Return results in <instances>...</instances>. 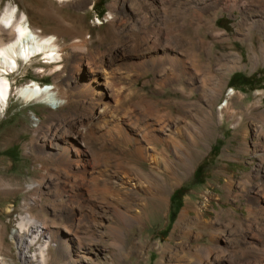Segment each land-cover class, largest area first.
Segmentation results:
<instances>
[{
	"label": "rangeland",
	"instance_id": "1",
	"mask_svg": "<svg viewBox=\"0 0 264 264\" xmlns=\"http://www.w3.org/2000/svg\"><path fill=\"white\" fill-rule=\"evenodd\" d=\"M87 1L0 0V12L7 4L16 5L18 11L25 12L28 19L44 31L64 35L67 29L73 28L88 36L91 44L82 55L86 58L93 56L90 64L106 69L117 96L116 105L108 104L102 112V116L106 117L103 119L105 122L97 120V130L93 131V136L87 137L89 153L99 158L96 163H91L90 155L76 156V149H73L67 157L69 164L61 167L56 164L59 152L56 145L60 137L53 133L52 128L56 127L59 134L64 135L73 123L97 113L92 100L80 95L88 70L85 76H77L75 80L66 73L56 77L39 59L38 64L31 67L26 65L17 74L15 72L7 77L11 91L5 112L0 113V264H22L18 245L12 236L25 214L37 221L36 225H29L24 232L28 235L26 244L33 237L30 232L33 234L37 227L42 230L41 224L53 231L50 239L47 235L40 236L37 244L32 242L28 246V257L38 254L39 249L46 246L49 257L62 264L60 244L66 238L77 235L85 250L79 253L80 258H76L73 264H113V258L116 264H158L160 255L155 249L165 248L174 235L178 236L175 231L178 219L192 204L209 222H215L217 229L231 231L233 237L230 243L221 236H217L215 241L210 238V231L205 229L200 239L194 232L189 234L185 246L190 249L195 245L224 246V259L228 264H264V0H222L216 7L202 12L191 3L189 7L195 13L190 14L185 24L176 18V22L171 20L166 25L161 15L152 17L149 14L141 0ZM160 1L166 5L171 2ZM177 1H181V6L187 5L182 0ZM173 15L174 12L166 13L169 18ZM199 18L202 19L199 27L205 40L203 52L208 59L215 54H226V60L230 62L233 58H240L238 68L234 70L227 67L221 69L220 63L214 61L209 64L210 73L217 74L221 69L222 88L218 96L217 89L216 92L211 90L212 81H205L203 88L200 86L202 79H205L206 68L196 73L186 59L184 66L188 68L184 69L179 86L178 81L175 82L171 75L169 77L172 67L162 65L163 70L160 65L152 66L148 60L139 58V54L145 51L148 37L157 29L164 35L167 28L173 31L167 29L179 45V50L174 49L189 56L186 50L194 39L193 29ZM60 20L65 27L56 24ZM208 26H211L210 30ZM212 32L221 34L220 38H216ZM68 42H65L63 51L70 61L79 56V51L71 50ZM119 56L125 58L118 60ZM174 68V73L181 76ZM210 73L207 74L209 77ZM167 74L170 80H165ZM62 80L69 81L68 88ZM31 81L43 88L56 84L68 89L71 92L70 102L62 104L57 111L45 105L23 102L17 96L16 88ZM142 98L153 104L152 110L137 104ZM181 103H185L184 111L187 113L182 124H202L204 133L195 148L197 156L190 160L188 170L180 169L183 175H174L178 182H167L165 178L166 193L160 195L164 199L161 201L163 210L160 215L148 210L147 218L141 219L138 226L144 234L143 257L137 258L131 254L123 257V254L114 251L112 244L120 247V243L112 240V231L109 230L110 227L118 228L117 219L110 206L101 201V196L124 208V192L134 188L133 195H129L136 199L140 195L139 189L136 192L139 177L133 178L131 175L124 186L112 182L108 177L116 175L115 164L137 169L140 174L150 173L151 164L137 157L135 145L122 139L120 129L117 130L111 121L107 122V116L112 113L120 117L129 112L128 117L132 116L131 120L137 121L134 127H143L149 119L160 118L172 127L175 120L168 118L167 112H174ZM227 106L229 113L220 117ZM232 111L236 118L242 120L238 128L233 126L230 119ZM51 113L56 117L54 121L49 118ZM151 115L152 118L149 117ZM165 130L162 131L163 137L169 135L168 129ZM78 147L87 151L84 145ZM147 147L151 154H160L161 145L151 142ZM100 158L108 164L106 179L94 173L96 168L102 166ZM41 159L48 162L41 163ZM173 161L176 162L175 159ZM90 165L94 168L91 169ZM83 167L87 173L82 170ZM157 171L164 180L163 172L160 169ZM55 174H60V182L50 184V193L45 194L44 188L38 191L33 189L41 176L52 182ZM148 176L151 182H157L152 174ZM65 179L75 186L76 192H69L63 183ZM93 181L97 184L95 191H91ZM103 182L107 185L103 186ZM140 182L143 183V180ZM24 203L32 206L26 213L22 208ZM70 211L76 213L77 222L72 224L74 234L67 235L65 226L69 223ZM117 234L122 236L126 232L120 229ZM138 241L141 240L135 239V242ZM176 242L181 241H173ZM168 256L164 254L166 263L169 261L167 264L195 262L188 255L182 261L168 259Z\"/></svg>",
	"mask_w": 264,
	"mask_h": 264
},
{
	"label": "bare ground",
	"instance_id": "2",
	"mask_svg": "<svg viewBox=\"0 0 264 264\" xmlns=\"http://www.w3.org/2000/svg\"><path fill=\"white\" fill-rule=\"evenodd\" d=\"M54 1L58 3H72L74 1L85 3L87 0ZM170 1H173V4ZM182 1L187 5L181 6V1L178 2L177 0H169L170 3H168L167 5L160 0H141L152 17L161 15L164 18L163 20L165 25L168 22H171V20H175L176 22V18L184 22L188 17H191L190 14L195 13V10L189 7V4L191 3H193V5L195 6H198L199 12H202L203 10L207 11L216 7L222 0ZM167 11L174 12L173 17H167ZM200 22H202L201 18H199V22L193 29L194 39L189 42L188 50H186L189 56L186 57V55H184L182 51H178L179 45L177 41H175L174 35L172 36L169 32V30L171 29L167 28L166 26L165 28L169 30L165 29L166 32L164 33V35H162L160 29H157L156 32L152 31L153 35L151 34L152 36H150V38L148 37L147 41L145 40L146 48H144L145 51L141 55L139 54V58L148 60L152 66L158 64L161 66V68L162 65H168L169 67H172V69H170L171 74L169 73V77L171 75L174 78L175 82L178 81L180 84L179 86H181L182 84L180 83V80L182 79L184 69L188 68L184 66V62L186 59L189 62V66L192 67L196 71V73L199 72L201 68H206V75H204L205 79H202L200 86L201 88H203L206 83L205 81H212L211 90L214 91L215 89H217L218 96L222 88V85L220 84V79L222 77V75L220 74L221 69H223L224 67L233 70L237 69L240 63V58H233L230 62L226 60V54H218V56L217 54H215L211 56V59H208V55L203 52L205 40L200 31V29H202L201 27H199ZM56 24L60 27L66 26L63 22H61V20L56 21ZM183 24H185V22ZM208 28L210 30L211 26H208ZM171 32L173 31L171 30ZM81 33L77 29L75 30L73 28L67 29V33L64 35L44 31L40 27L32 23L28 19L25 12L18 11L16 5L7 4L6 8L0 12V113L5 112L8 95L11 91L7 77L15 72L17 74L20 70L26 68L27 66L31 67L32 65L34 66L35 64H38L39 59L42 60L41 63L45 67H48L50 73L52 75H55L56 77H58L59 74L66 73V75L70 76L71 79L75 80L77 76H85V72H87L88 70L89 74L87 75L85 83L82 86L83 89L80 91V95L92 100L94 107H96L97 113L93 114L90 118L81 119L80 121H78V123H73L64 135H60L56 127L52 128L53 133L56 132L54 134L60 137V141L58 142V145H56V150L59 151L57 154L58 163L56 164H59V166L61 167H65L69 164L67 157L71 151L73 152V149H76L74 151L76 156L80 157L83 155H90L91 160H93V162L91 163H96V160H98L99 158H97L93 153H89V144L87 141V137L93 136V131L97 130L98 126L96 121H101L106 118L102 116V112H104L103 110H105V107L107 108L108 104L116 105L117 103V96L112 88V81H110L111 75L106 71L104 67H101V69H99L90 64L91 62H93V56H91V58H86L84 55H82L84 49L91 43L88 39V36L82 35ZM213 35L218 39L221 36V34H219L218 32L213 33ZM66 41H69L68 46L71 50L75 52L79 51V56L70 61L66 58V54L63 51V46L65 45ZM174 48H177L178 50ZM263 50L264 48H262V52ZM117 58H119L118 60H121L125 57L119 56ZM253 58L255 59V55L253 56ZM213 61L220 63L221 69L217 71V74L216 72L213 73L211 71L210 73L209 71V64H211ZM18 62L20 63L18 64ZM173 67H175L174 69H176L181 76L178 77V75H176L177 73H174ZM162 69L165 70L164 68ZM39 71L43 73L41 69ZM209 73L211 75L210 77L209 75H207ZM169 77L167 74L165 80H170ZM62 81L68 88V86L70 85L69 81ZM16 94L19 98L22 99L23 102L27 104L30 103L45 105L54 111H57V109H59L62 104H68L71 98V92L68 89H64L63 87L56 84L52 87L45 86L43 88V86L33 81H31L29 84L16 88ZM146 101H143L142 98V100H138L137 104H142L145 109L152 110L153 104L148 102V100ZM179 106L180 107H177L175 111L173 110L174 112H167V117L173 118L176 121L172 123V127H169L167 123L160 120L161 118L149 119L146 123H144L143 127H138V125L134 127L136 124L135 122L137 121L136 119L135 122L132 121V116L128 117L129 112L127 113L128 115L124 114L120 117L114 116V114L112 113L107 116V122L111 121L113 125H115L117 130L120 129L122 133V139H124V141L128 143L132 142L135 145V153L137 157L151 164V172L148 174H140L137 169L126 168L124 166L122 167L120 163L115 164V166L113 165L114 167H116L114 171L116 175L110 176L108 178L116 184L119 183L121 186H124L126 184L125 180H127V178H129L131 175L133 178L136 176L139 177L136 180L138 186V188H136V192H139L137 191V189H139L140 195L138 199H136L134 196L131 197V195H133L134 193V188H131L129 192H124L122 194L124 195V201H122L125 204L124 208L115 205L107 197L101 196V201L105 203V205L110 206L113 215L117 219L118 228L110 227L109 230L112 231V240L119 241L120 243V247L116 246L115 243L112 244V246L114 247V251H117L119 254H123V257H128L127 255L130 254L136 256L137 258L143 257L141 252L143 250L142 245L144 241L142 238L144 234L142 235V229L138 226L141 224V219L147 218L146 211L148 210H150V212L154 214H159L162 212L163 206L161 204V201H163L164 199L160 195L166 193V181H177V177H174V175H177L179 173L183 175V173L180 172V169L188 170L191 165L190 160L194 159L197 156L198 151H196L195 148H197L198 142L200 139H202L204 133L202 132V124H198L197 126H188L184 123L182 124V120L187 118V113L184 111V108H186V106L185 103H181ZM224 113H229L228 106L223 109L220 117H222ZM229 115L233 126L235 128L240 127L242 124V120L236 118L233 111L230 112ZM149 117L152 118V115ZM49 118L54 121L56 117L54 113H51ZM103 122L105 121L103 120ZM165 129H168L169 132V135H167V137H163L162 131H164ZM53 136L56 137L55 135ZM64 137L68 139H63ZM151 142L161 145L159 149L160 154H151V151L149 152V147L147 146L148 144H151ZM79 145L86 146L87 151L85 152L84 150L80 149V147H78ZM163 155H165V157H163ZM173 159H175L176 162H174ZM40 161L41 163L48 162V160L46 159H41ZM100 163H102V166L96 168L97 171L94 170V173L98 176L105 177L106 179L105 169L108 168V164L104 161L103 158H100ZM93 168L94 167H91V169ZM111 168L113 169V167ZM158 169L163 172L164 180L162 175H160L161 173L157 171ZM82 170L86 172L85 167H83ZM149 174H152L155 180L157 179L156 183L151 182L150 179H148ZM59 175H53L52 182H49L48 180H46V178L41 176L40 180L37 182L36 186L33 189L38 191L41 188H44V190H46L44 191L45 194L50 193V184L55 185L60 182L61 177H59ZM143 177L145 178L143 179ZM140 180H143V183H141ZM63 183L66 185V187L69 188V192H76L75 186L69 181V179H65ZM105 185L107 184L103 182V186ZM92 186L93 188L91 189V191H95L94 187H96L97 184L94 181L92 182ZM129 193L132 194L129 195ZM142 195H144L145 197H142ZM22 208L24 212H28L30 211L32 206L28 203H24ZM70 212L71 213H69L70 216L68 219L69 223L65 226L67 235H70L72 233L74 234L72 224H75V222H77L76 213H74L73 211ZM25 215V218L21 219L18 224V230L12 236V238L18 245L22 264H33V262H36L37 264H60L59 262L57 263L56 260H53L51 256L49 257V248L47 249L46 246L40 248L38 254H35L33 257L26 256V254H28L27 248L32 242L34 244H37L36 240L40 239V236L44 235H47L50 239L52 237L51 235H53V231L46 229L47 226L44 227L45 224H41L40 228L42 230H39V227H37L33 234L32 232H30L33 237L30 238L29 243L26 244V237L28 235L26 236V233L24 232L28 230L29 225H36L37 221L35 220L36 218L33 219L28 214ZM216 227V223H211L206 218H204L203 213L197 211L193 204L188 206L187 209L184 210L180 215L175 226V231L178 232V236L176 237L174 233V236L170 239L165 248H160L159 250L155 249L160 255L158 264L169 263V261L166 263V261L164 260L165 253L169 255L168 259L175 258L181 261L184 257H187V255L189 257L192 256L193 259H195V262L190 263V261H187V264H228L224 259L226 256L224 246L214 245L202 247L199 245H195L193 246V249H190L189 246H185V240L187 236H189V234L194 232L200 239L204 235L205 229H208L210 231L211 239L216 241V237L221 236L226 239L227 243H230L233 237L232 232L228 230L217 229ZM120 229L123 232H126V234L122 236L117 234L120 233ZM73 236L74 238H66L60 244L63 255L62 264H73L77 261L76 258H80L79 253H83V251L85 250V246L82 243L81 238L77 235ZM135 239L141 241L135 242ZM174 240H179L181 242L173 243ZM114 259L115 258L112 259V262L113 264H116L114 263Z\"/></svg>",
	"mask_w": 264,
	"mask_h": 264
}]
</instances>
